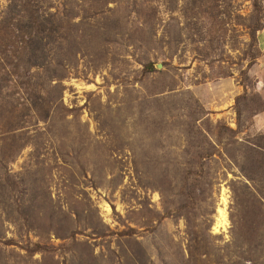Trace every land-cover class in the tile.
Masks as SVG:
<instances>
[{
	"label": "rangeland",
	"instance_id": "obj_1",
	"mask_svg": "<svg viewBox=\"0 0 264 264\" xmlns=\"http://www.w3.org/2000/svg\"><path fill=\"white\" fill-rule=\"evenodd\" d=\"M263 27L264 0H0V264H264Z\"/></svg>",
	"mask_w": 264,
	"mask_h": 264
},
{
	"label": "crops",
	"instance_id": "obj_2",
	"mask_svg": "<svg viewBox=\"0 0 264 264\" xmlns=\"http://www.w3.org/2000/svg\"><path fill=\"white\" fill-rule=\"evenodd\" d=\"M258 47L261 50L264 59V27L258 34Z\"/></svg>",
	"mask_w": 264,
	"mask_h": 264
},
{
	"label": "water",
	"instance_id": "obj_3",
	"mask_svg": "<svg viewBox=\"0 0 264 264\" xmlns=\"http://www.w3.org/2000/svg\"><path fill=\"white\" fill-rule=\"evenodd\" d=\"M161 68H162V66H160V65L157 66V69H161Z\"/></svg>",
	"mask_w": 264,
	"mask_h": 264
}]
</instances>
